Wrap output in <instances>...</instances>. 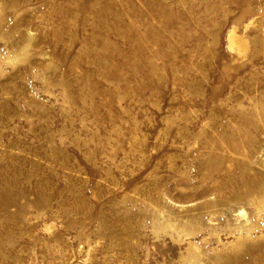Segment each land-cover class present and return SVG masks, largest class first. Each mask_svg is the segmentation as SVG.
<instances>
[{
    "label": "rangeland",
    "instance_id": "obj_1",
    "mask_svg": "<svg viewBox=\"0 0 264 264\" xmlns=\"http://www.w3.org/2000/svg\"><path fill=\"white\" fill-rule=\"evenodd\" d=\"M0 264H264V0H0Z\"/></svg>",
    "mask_w": 264,
    "mask_h": 264
},
{
    "label": "bare ground",
    "instance_id": "obj_2",
    "mask_svg": "<svg viewBox=\"0 0 264 264\" xmlns=\"http://www.w3.org/2000/svg\"><path fill=\"white\" fill-rule=\"evenodd\" d=\"M227 41H228V48L230 50H235L239 54H245L247 50V45L244 39L238 35L235 31V29L231 30L227 35ZM239 57V56H238ZM244 57V56H243ZM244 212L240 211L239 216L244 217Z\"/></svg>",
    "mask_w": 264,
    "mask_h": 264
}]
</instances>
